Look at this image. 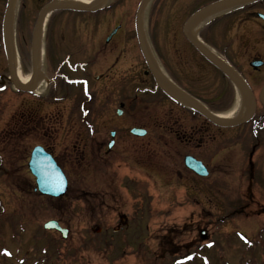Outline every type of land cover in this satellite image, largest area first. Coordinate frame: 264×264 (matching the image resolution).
I'll list each match as a JSON object with an SVG mask.
<instances>
[{
  "label": "rangeland",
  "instance_id": "374dc122",
  "mask_svg": "<svg viewBox=\"0 0 264 264\" xmlns=\"http://www.w3.org/2000/svg\"><path fill=\"white\" fill-rule=\"evenodd\" d=\"M48 1L17 0L11 17L21 56L29 66L33 29ZM141 1L105 0L94 14L67 13L65 23L56 22L59 28L50 34L58 38L61 27L69 33L73 28L75 34L76 26L88 17L100 22V33L124 20L132 38L127 50L116 42L110 51H92L71 61L78 69L71 75L88 76L89 91L97 95L80 119H71L70 100L58 114L57 107L37 99L40 118L57 114L63 116V125L72 128L52 131L58 135L53 140L56 154L63 150L66 154L67 146L79 147L74 165L63 163L70 175L67 198L48 200L33 193L34 180L27 176L25 163L43 136L21 134L13 125L11 118L24 111L21 104L0 113L2 169L10 171L0 180V264H264V106L258 101L264 78L255 81L248 63L256 52L264 54V48L244 51L227 46L216 18L227 9L207 14L211 16L197 30L198 35L247 80L258 101L257 114L247 124L228 128L211 124L166 97L151 76L143 75L146 64L135 31ZM211 1L152 0L144 12L143 27L154 59L173 82L216 114L238 108L241 96L183 32L193 12ZM6 3L0 0V19ZM97 24L88 22L81 27L86 32L89 27L98 28ZM47 28L42 66L50 74L57 57L46 51ZM229 29L230 33L239 30L236 26ZM113 61L111 74L130 76L126 97L106 89L109 78L95 80ZM130 65H136L140 73L133 70L129 75ZM11 92L12 87L4 100L12 98ZM30 98V94L24 96L31 105L35 100ZM120 102H125L122 116L117 114ZM134 126L147 128L148 134H131ZM30 128L26 130L34 133ZM112 130H117L116 143L105 156ZM188 154L205 161L208 176L186 167ZM128 179L135 185L128 184ZM124 213L134 221L130 234L127 238L116 235L113 245L112 235L122 230L119 215ZM50 219L69 229L66 240L56 231H45L44 224ZM202 229L210 233L207 240L201 239Z\"/></svg>",
  "mask_w": 264,
  "mask_h": 264
},
{
  "label": "flooded vegetation",
  "instance_id": "af4514ba",
  "mask_svg": "<svg viewBox=\"0 0 264 264\" xmlns=\"http://www.w3.org/2000/svg\"><path fill=\"white\" fill-rule=\"evenodd\" d=\"M237 9L239 10L235 11ZM67 13L69 12L55 11L51 15V18L49 19L47 34H46V46H47L46 51L49 52V54L51 55L53 52L54 58L55 56L57 57L55 58L57 60L55 61L56 66L54 68L51 67L50 74L45 73V79L43 81V83L45 84L44 88L41 91H38V89L43 85L42 83L33 92H25L16 89L14 87L13 82L9 78L11 71L10 69L11 64L7 52V45L5 42L3 15H2V19H0V113L2 114L4 111H6L9 108V106L15 104L18 105L21 104L24 111L22 112L19 110V112H17L14 115V117L11 118V122H13V125L18 126V128L21 130L20 132L21 134L22 133L24 134L25 132V134H29V135H37V136L42 135L43 138L39 140V143L37 144L42 145L45 149L53 153L57 162L62 166V168L66 172L67 177L70 179L69 177L70 175L68 174V171H66L67 168L66 167H65L66 169L64 168L63 163L70 162V164H73L75 162L73 159L78 157L77 151L79 147L76 146L75 144L72 145V148L70 146H67L66 154L65 152H63L64 150L61 151V153L59 152L58 154H56V143H54L53 140L55 139V141H57L56 136L58 135H56L54 132V136H53L52 131L54 130L70 131L72 130V128L70 127L69 124L63 125L62 122H60L63 116L57 117L56 116L57 114L56 115L53 114V116L47 115L40 118L39 114L36 113V111H38L39 107L41 106V104H39V101L37 99L41 100L42 101L41 103L44 104L49 103L50 105L57 107L58 114L62 113V111L64 110V108H62L63 103L66 102L67 100L68 101L70 100L72 101V105H73L70 107L71 119L74 120L75 117H77L76 120L80 119L82 109H81V105L80 106L78 105V101L81 95L83 94V80L89 79V77L86 76V78L84 77L79 78L77 76H72L71 74L76 71L78 72V69L73 68L71 61H73V59H76L78 56H87V54L90 55L92 51L93 54L94 52L95 53L100 52L101 50L106 52L110 51L114 49L116 42H118L121 45V49L127 50L128 47H130L131 45L132 38L129 36V32L126 28V24L124 20L116 25V27L120 26L118 31L113 35H110L112 30L106 31L104 33H100L99 31L100 22L97 19L95 22V19H90L88 17L84 18L86 20H84V22H81L80 26L78 25L76 26L77 32L75 34L73 28L70 29L72 32L69 33V31L62 32L63 28L61 27L60 28L61 32L58 38L53 35H50L53 33L54 30L56 31L57 29V27L54 26L56 22L60 24L65 23V15ZM263 15H264V0L249 1L237 6L234 10L223 11L221 14H219L216 17L218 18L217 21L219 22V24H221L220 37H222L223 40L222 42H225L227 46L244 51H254V50L256 51V50H260L261 48H264V16ZM88 22L94 24L98 23L99 24V25L97 24L98 28L89 27L88 28L89 31L85 32L86 28H83L81 26L83 23H88ZM230 26L232 27L236 26V28H239L238 32L230 33V29H229ZM72 35H74L76 39H74ZM16 45H17V39H16ZM68 45L69 47L67 48ZM16 53H17V59L15 57V60L17 61L13 63L14 68H16L19 65L21 72L23 74L26 75L28 72L29 74L31 73L33 74L31 57H30V66H29L25 63L26 61L24 57L21 56V51L19 47L17 48L16 51H14V56ZM256 60H261L263 62L262 65L253 66L251 63ZM144 61L146 64V68L143 70V75L145 77L151 76L155 82V77L152 73V70L149 68L147 61L145 59ZM248 63L251 71L250 76L255 81L257 80L262 81V79L264 78V54H261L260 52H256L253 56H251L248 59ZM114 64L115 62L113 61L112 65L107 68L106 72L96 75L95 80L97 82L103 80L104 77L109 78L108 80L109 83L106 86L108 88L106 87L105 88L110 89L109 92L112 89H113V93L117 91L120 97H126L129 94V90L132 84L130 76H128V74H124L117 77L116 75H114V73L111 74L114 69ZM135 66L136 65L128 66L129 70L127 71L129 75L132 74L133 70L136 73H140V70L137 69ZM88 81L90 84V79ZM10 87H12L13 92L11 93L14 96L12 95V98H8L7 100H4L3 96L8 94L7 92L9 91ZM29 94L31 95L30 99L35 100V102L31 105L29 99L28 101L24 99V96ZM96 96L97 95L95 91H92L90 93V98L92 97L96 98ZM22 100L23 102H21ZM121 104H124L125 107V102H120V105ZM257 111H258V107L255 114H257ZM31 125L33 128H30ZM28 128H30V132L31 130H33L34 133H29L27 131ZM77 137L78 138L80 137L79 133H77ZM259 141H262V139H259ZM33 147L30 149V153ZM113 149L114 147L110 148V150L106 148L105 156H109ZM18 150H20V147L18 148ZM249 156H250L249 163L252 164L251 162H252L253 153L250 154ZM120 218H121V222H128L126 216L120 215ZM124 228L125 227H122L121 229L123 230Z\"/></svg>",
  "mask_w": 264,
  "mask_h": 264
},
{
  "label": "water",
  "instance_id": "95a60500",
  "mask_svg": "<svg viewBox=\"0 0 264 264\" xmlns=\"http://www.w3.org/2000/svg\"><path fill=\"white\" fill-rule=\"evenodd\" d=\"M15 1L16 0H8V2H7V7H6L5 15H4V23H3L5 41H6V45H7L8 56L10 59L13 81L19 89L24 90V91H29L32 89L33 84H31L30 86H24V85L20 84L17 81L15 74L13 73V63H12V61H13V47H12V43H11V36H10L9 28H10V16H11ZM103 1L104 0H96L91 5H85V4L73 5V4H69V3H66V2L61 1V0H52L51 2H49L48 4H46L42 8V10L39 14L38 20L36 22L35 28H34L33 39H32V55H33V64H34V69H35L34 79H33L34 82L36 81L38 75L40 74V68H39L38 60H37V50H38V43H39L41 28L43 26L44 18L46 16L47 12L51 11V10H55V9L96 10L102 5ZM149 1L150 0H142L140 3V6H139V9L137 12V19H136L137 32H138L141 50H142L144 57L146 58V60L149 64V66L151 67V69L153 71V74L156 78V81H157V84L159 85V87L167 95H169L170 97L184 103L185 105L189 106L193 110L199 112L200 114H202L204 117H206L208 120H210L211 122H213L216 125L223 126V127H229V126H235V125L241 124L244 121L248 120L253 115V113L255 111V107H256L255 98L253 96V93H252L250 87L237 73H235L230 67H228L221 60H219L215 55H213V53L207 47H205L201 42H199V40L193 34H191V32L189 30V26L192 23V21H194L197 17H199L201 14L209 11L210 9H215L218 7H226V6H230V5L237 4V3H242L245 1H249V0H220V1L214 2V3L204 7L202 9L198 10L194 14H192L188 18V20L184 26L185 35L190 40V42L210 62H212L226 76H228L238 88H240L241 90H245L249 94V96L251 98V102H252L251 111L247 116H245L242 119L237 120V121H226V120H221V119L216 118V116L212 112H209L200 103L193 100L188 95L183 94L181 92H177V91L173 90L172 88H170L169 86H167L166 84H164L162 81H160L159 77L157 76L155 69L152 66V62H151L152 60H151V57L149 54V49L147 47V44L145 43V37H144L143 31L141 29V18L143 15V11H144V9H145V7ZM255 64L259 65L260 62H255ZM261 100L264 103V88H263V92L261 95ZM119 113H122V111L120 110ZM132 132L135 134H138V135L146 134V130L143 128H133ZM114 134H115V132H113V135ZM113 143H114V141H111L109 144V147H112ZM185 163L190 169L198 172L199 174H202V175L208 174V170L203 165L202 161L196 159L195 157H193L191 155H187L185 157ZM29 167H30L31 172L36 176L37 186L41 192H43L45 194L52 195V196H57V197L62 196L66 193L67 188H68V184H67V178H66L65 174L63 173L61 168L57 165V163L55 162L52 155L50 153L46 152L41 146H37L34 148L32 154H31ZM45 227L48 229H57V230L61 231L64 237H66L68 235V229L61 227V225L59 224V222L57 220L48 221L45 224ZM201 236H202V238L205 239L208 237V234L206 231H202Z\"/></svg>",
  "mask_w": 264,
  "mask_h": 264
},
{
  "label": "bare ground",
  "instance_id": "6f19581e",
  "mask_svg": "<svg viewBox=\"0 0 264 264\" xmlns=\"http://www.w3.org/2000/svg\"><path fill=\"white\" fill-rule=\"evenodd\" d=\"M64 2L69 3V4H73V5H78V4H86V5H90L92 4L94 1L93 0H64ZM15 9L13 10L14 14ZM50 11L47 12V16L45 19V22L47 21V19L51 16ZM211 14V12H205L203 14H201L199 17H197L190 25V30L193 34H197V30L200 28V26L206 21V19L208 18L207 14ZM57 29L59 28L58 26H56ZM45 31V28L43 27L42 30V35L43 36ZM201 42H203L205 45L206 43L200 38L198 37ZM43 38H41V41L38 43L39 45V58L40 60L43 58V56L45 55V51L43 48ZM207 47H209V49L215 54L217 55L221 60H223L224 62H226V60L220 56L219 54H217V52H215V50L210 47L209 45H206ZM18 45L15 46V49L17 50ZM153 55L151 56V60H152ZM152 62V66L155 68V71L157 73V76L159 77V79L165 83L167 86H169L170 88H172L173 90L177 91V92H181L183 94H187L184 90H182L179 86H177V84H175L171 78L168 76V74L166 73V71L161 67V64H159L153 57ZM16 74H17V78L19 80V82L23 85H27L29 84L30 80H31V75H25L21 72V69L19 67V65L17 66L16 69ZM43 83V80L41 79L38 84H37V88L39 85H41ZM241 96L240 99V106L238 108H233L227 112H218L216 114H214L216 116V118L221 119V120H227V121H237L242 119L243 117L247 116L248 113L250 112L251 109V103H250V96L249 94L245 91L242 90L240 92H238Z\"/></svg>",
  "mask_w": 264,
  "mask_h": 264
},
{
  "label": "trees",
  "instance_id": "16d2710c",
  "mask_svg": "<svg viewBox=\"0 0 264 264\" xmlns=\"http://www.w3.org/2000/svg\"><path fill=\"white\" fill-rule=\"evenodd\" d=\"M228 82V81H227ZM229 83V82H228ZM229 85H231L230 83H229ZM232 87V86H231ZM3 177H4V175L2 174V173H0V180L1 179H3Z\"/></svg>",
  "mask_w": 264,
  "mask_h": 264
}]
</instances>
